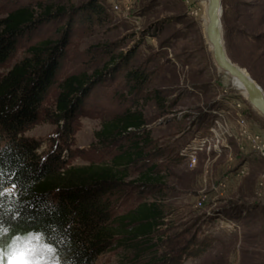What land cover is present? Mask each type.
Returning a JSON list of instances; mask_svg holds the SVG:
<instances>
[{"label": "rangeland", "instance_id": "rangeland-1", "mask_svg": "<svg viewBox=\"0 0 264 264\" xmlns=\"http://www.w3.org/2000/svg\"><path fill=\"white\" fill-rule=\"evenodd\" d=\"M24 6L41 25L1 75L30 46L65 43L41 118L25 133L41 155L61 146L72 166L109 161L118 152L96 140L102 124L128 111L146 119L149 163L134 167L133 183L111 200L115 215L143 202L159 206L156 249L118 245L96 264H264V117L214 61L209 0H0V18ZM222 11L228 57L264 89V0H222ZM80 74L91 90L63 138L64 122L55 116L59 86ZM151 165L158 166L157 185L137 181ZM12 247L34 251L42 262L52 255L34 236L16 238L0 264H8Z\"/></svg>", "mask_w": 264, "mask_h": 264}, {"label": "trees", "instance_id": "trees-1", "mask_svg": "<svg viewBox=\"0 0 264 264\" xmlns=\"http://www.w3.org/2000/svg\"><path fill=\"white\" fill-rule=\"evenodd\" d=\"M40 22L28 6L0 18V68L40 28ZM64 56V42L43 41L30 46L26 57L0 74V249L7 251L16 238L39 237L43 245L54 246L61 264H96L118 245L155 250L154 238L163 219L159 206L143 202L115 215L111 200L121 186L133 183L129 180L134 167L149 163L144 160L151 141L143 131L147 123L142 112L128 111L102 124L96 140L115 145L118 153L100 164L72 166L63 156L67 147L61 146L41 155L40 143L25 136L41 118ZM91 83L80 74L60 84L55 116L64 122L63 138ZM123 139L127 144L117 146ZM157 169L151 165L137 181L157 185ZM12 184L17 186L14 191Z\"/></svg>", "mask_w": 264, "mask_h": 264}, {"label": "water", "instance_id": "water-1", "mask_svg": "<svg viewBox=\"0 0 264 264\" xmlns=\"http://www.w3.org/2000/svg\"><path fill=\"white\" fill-rule=\"evenodd\" d=\"M222 0H209L207 38L218 68L237 79L246 91V100L264 117V89L247 69L235 64L227 55L223 40Z\"/></svg>", "mask_w": 264, "mask_h": 264}, {"label": "snow or ice", "instance_id": "snow-or-ice-1", "mask_svg": "<svg viewBox=\"0 0 264 264\" xmlns=\"http://www.w3.org/2000/svg\"><path fill=\"white\" fill-rule=\"evenodd\" d=\"M16 184L11 185V190L16 189ZM39 240V237H36ZM47 251L52 254L48 257L46 261H41V259L36 256L35 252L32 250L20 249L18 247H12L7 253L8 264H61L57 251L54 249V246H47ZM5 253L0 249V259L3 258Z\"/></svg>", "mask_w": 264, "mask_h": 264}, {"label": "bare ground", "instance_id": "bare-ground-1", "mask_svg": "<svg viewBox=\"0 0 264 264\" xmlns=\"http://www.w3.org/2000/svg\"><path fill=\"white\" fill-rule=\"evenodd\" d=\"M208 9H209V6H208ZM207 17H208V10H207ZM208 20H209V18H208ZM209 24V23H208ZM208 39V38H207ZM210 44V43H209ZM211 45V44H210ZM212 47V46H211ZM232 78V77H231ZM233 79H235V78H233ZM236 81H238L237 79H235ZM239 82V81H238ZM240 83V82H239ZM241 84V83H240ZM243 87V86H242Z\"/></svg>", "mask_w": 264, "mask_h": 264}]
</instances>
